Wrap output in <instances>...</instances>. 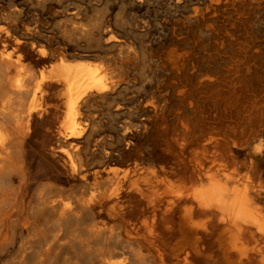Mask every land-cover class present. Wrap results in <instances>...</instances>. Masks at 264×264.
<instances>
[{"label": "bare ground", "instance_id": "bare-ground-1", "mask_svg": "<svg viewBox=\"0 0 264 264\" xmlns=\"http://www.w3.org/2000/svg\"><path fill=\"white\" fill-rule=\"evenodd\" d=\"M25 44L19 40L14 51H0V247H14L20 227L17 247L23 263L31 246L32 219H43L47 210L54 212L58 206L47 198V192L54 190L51 181L40 182L33 194L27 191L24 152L34 122L48 116V101L58 102L53 115L60 123L59 151H68V147L61 146V141L68 140L74 149L82 148L85 125H80L86 109L93 99L104 97L112 88L109 68L106 70L102 63L59 59L48 68L38 69L37 64H45L49 58V50L36 51L32 43L31 59L21 52ZM219 45L214 44L219 52L231 50L228 65L216 54L164 60L163 66H171L173 78L165 89L155 90L143 84L131 96L125 92L124 104L115 105L107 127L110 134L106 158L111 165L108 189L97 188L79 202L82 211L107 208L99 214L113 222L110 233L119 242L110 255L103 256V264H128L134 260L140 264H264V66L258 61L247 63L263 59L264 53L251 52L244 61L246 46L235 42ZM209 58L219 65L204 73L201 70ZM122 69L125 72V67ZM194 79L196 82L189 84ZM120 115L124 117L121 122ZM71 169L76 171L75 164ZM208 173L211 174L207 176ZM15 179L20 183L18 189ZM70 211L66 204L56 216L61 219V214ZM39 226L42 224L37 230ZM40 230L43 233V227ZM115 255L119 257L115 259Z\"/></svg>", "mask_w": 264, "mask_h": 264}, {"label": "rangeland", "instance_id": "rangeland-1", "mask_svg": "<svg viewBox=\"0 0 264 264\" xmlns=\"http://www.w3.org/2000/svg\"><path fill=\"white\" fill-rule=\"evenodd\" d=\"M37 1L41 5L37 4ZM263 5L264 0H0L1 52L14 51L19 40H22L26 44L22 46L21 52L31 59L33 57L30 52V44L35 43L36 51H39L40 48L49 50V58L45 64H37L38 69L44 68V66L48 68L59 59L70 62H85L91 65L102 63L106 70L109 68L107 71L111 77L110 86L112 87L104 97L93 99L86 109V117L82 122L83 125H80L81 127L85 125V128L83 127L84 139L80 140L82 148L74 149L73 145H69L70 141L68 140L61 141V146L68 147L66 148L68 151H59L58 131L60 123H57L53 115L54 108L58 105V102L54 100L48 101L46 111L48 116L43 120L34 122L33 133L26 141L24 152L28 171L27 191L29 194H33L41 185L40 182L51 181L54 187L51 190L54 189L55 192L54 190H49L47 195L53 194L52 192L56 195L57 189L61 193L57 192L59 196L56 195L55 198H53L54 194L48 195L47 198L55 206H58H56L54 209L56 211L54 212L53 210L46 211L45 218H43L44 221L39 218L38 221L35 217L32 219V241L29 244L31 246H29V252L24 263L19 260L20 256L17 247L21 240V228L19 227L15 246L0 247V254L2 253L0 255V264H38L39 260V264H103V256L110 255L119 242L118 238L116 239L110 233V227L113 222L105 214H99L102 211L105 213L107 208L89 212L82 211L79 208V202L82 198H89L97 188L108 189L111 165L106 158L108 149L106 140L110 134L107 129L109 128L111 113L115 105L117 103H125L124 94L127 93L128 96H131L134 90L147 84L148 87L155 90L165 89L164 87H167L173 81V78L170 76L171 66L164 67V60L186 59L194 54H197V56L216 54L221 57L222 61H227L226 64L228 65V60L231 56L229 52L231 50L226 48L225 50L221 49V52H219L214 44H220L219 46L223 47L222 45H228L230 42L247 47V49H244L243 59L241 58L244 61H247L246 56L251 52L260 51L264 53ZM122 20L125 21L121 23ZM123 23L126 24V27L123 26ZM121 27L125 28L121 29ZM121 30L123 31L121 32ZM130 33H134V35L130 36ZM135 33L140 34L135 36ZM109 35H112L111 39ZM113 37L114 39L112 40ZM75 43H78V47ZM139 43L140 45H138ZM142 43L144 44L141 45ZM119 48H122V50L120 51ZM119 51L123 55H120ZM55 52L56 54H54ZM263 59H252L247 63L248 65H253L258 61L259 65L264 66ZM142 60L144 62H141ZM141 63L143 64L141 65ZM218 65L219 62L215 65L213 58H209L201 71H204V73L211 72L213 69L218 68ZM124 67L125 72L122 69ZM144 68L146 69L144 70ZM189 70L190 67L187 66L186 72L188 73ZM130 71L133 72L131 73ZM128 75L130 76L128 77ZM142 75L145 76V79L142 78ZM122 76L126 78L123 79ZM160 78L165 80L161 82ZM194 82H196L195 79L193 81L190 80L189 84ZM108 116L110 119L107 118ZM123 118L120 115L119 121L121 122ZM94 123L98 126L95 127L96 131L98 128L97 132L93 129ZM93 132L96 133L94 134ZM141 143L148 145L146 140H142ZM71 152L72 154H70ZM72 164H75L76 171L71 169ZM97 173L99 175L101 173V175L98 176ZM210 174L208 173L207 176ZM15 186L17 189L20 186L18 179H15ZM57 187H60L61 190ZM51 196H53V200ZM59 203L61 204L59 205ZM66 204L70 206L71 211L65 215L61 214V219H59L56 216V212L60 209L62 210V207ZM13 219H16V216ZM38 224H42V226H39L37 230ZM40 227H43V233ZM84 233L87 234L86 237ZM115 239L116 241H113ZM112 245L115 246L112 247ZM87 246L91 248L89 249ZM118 257L115 255L114 258ZM128 264L140 263L134 260Z\"/></svg>", "mask_w": 264, "mask_h": 264}]
</instances>
